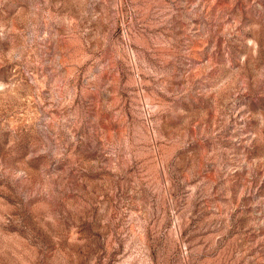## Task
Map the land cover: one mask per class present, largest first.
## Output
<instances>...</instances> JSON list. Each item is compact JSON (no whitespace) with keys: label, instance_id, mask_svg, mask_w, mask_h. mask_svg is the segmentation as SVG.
I'll return each mask as SVG.
<instances>
[{"label":"rangeland","instance_id":"obj_1","mask_svg":"<svg viewBox=\"0 0 264 264\" xmlns=\"http://www.w3.org/2000/svg\"><path fill=\"white\" fill-rule=\"evenodd\" d=\"M0 264H264V0H0Z\"/></svg>","mask_w":264,"mask_h":264}]
</instances>
